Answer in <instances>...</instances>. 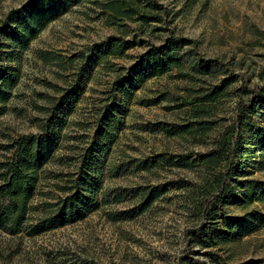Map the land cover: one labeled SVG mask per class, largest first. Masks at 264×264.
Segmentation results:
<instances>
[{
    "label": "rangeland",
    "instance_id": "374dc122",
    "mask_svg": "<svg viewBox=\"0 0 264 264\" xmlns=\"http://www.w3.org/2000/svg\"><path fill=\"white\" fill-rule=\"evenodd\" d=\"M26 1L0 0V20ZM105 1L80 0L23 48L0 28V75L15 78L0 115V159L9 156L14 138L39 131L64 88L73 84L75 91L60 106L61 144L42 169L30 223L63 195L66 175L76 176L96 112L120 100L125 105L114 143L94 162L99 192L87 215L35 235L0 228V264H179L184 254L204 264L264 262V227L209 249L188 241L187 230L199 220L187 189L177 182H201L220 167L179 168L157 161L140 169L159 153L210 150L250 103L249 119L237 125L243 142L234 157L244 174L231 181L225 209L234 216L264 213V198L245 204L240 188L245 179L264 180V150L256 151L258 135L264 137V0H156L163 7L151 13L158 14L156 21L147 23L110 17ZM171 34L190 40L177 51L180 65L140 83V75L152 72L148 63H138L140 55ZM109 39L124 48L103 55ZM93 43L100 44L90 49ZM124 88L133 89V97L127 101L121 93L114 100ZM208 94L211 100L204 97ZM147 185L165 192L136 214L135 189ZM117 194L120 200L114 201Z\"/></svg>",
    "mask_w": 264,
    "mask_h": 264
},
{
    "label": "trees",
    "instance_id": "16d2710c",
    "mask_svg": "<svg viewBox=\"0 0 264 264\" xmlns=\"http://www.w3.org/2000/svg\"><path fill=\"white\" fill-rule=\"evenodd\" d=\"M79 1L27 0L20 7L11 9L0 20V28L5 29L6 39L12 40L17 47L23 48L48 23ZM102 7L109 11L110 17L132 18L147 23L156 21L158 14L152 15L151 13L160 10L163 6L156 0H106ZM106 42L104 44H107V50L103 52V55L116 54L118 48H124L121 42L116 43L111 39ZM189 42V38L171 34L165 38L163 43L151 45L138 59L139 64L148 63L152 69L150 74L139 76L140 83L149 76L166 72L169 67H178L180 61L176 58L179 56L177 51ZM100 43H93L90 49ZM102 44L103 42L100 45ZM14 83L15 78L12 74L4 72L0 75V115L6 110V103L11 97L10 91ZM121 93L129 101L133 97L134 90L124 88L114 93V100H117ZM74 95L73 84L64 88L62 94L55 98L48 108V114L44 117L39 131L21 134L14 138L7 146L10 149L9 156L0 159V228L5 229L9 234L15 235L25 231L27 235H35L75 222L87 215L90 203L96 200L99 192V179L94 162L98 160V155L104 147L113 144L116 139L120 118L125 114V105L121 100L118 104H106L104 108H101L100 113L96 112L93 132L88 144L83 148L76 176L66 175L64 185L60 188L63 195L58 196V200L53 205H45L37 221L30 223L29 211L32 208L30 201L37 190L42 169L61 144V130L65 121L60 117V106L71 101ZM204 97L207 100L213 98L211 94ZM251 109L252 106L247 103L235 121L226 126L221 138L210 150L196 152L194 155L159 153L153 157V163H143L140 167L142 170L147 169L158 165L157 161L169 167L179 168L220 167L209 178L201 182L190 183L184 179H179L177 182L179 187L187 189L199 220L196 225L187 230L188 241H192L201 248L209 249L220 244L234 242L264 227V213L250 211L234 216L225 209V205L229 202L231 181L244 174L240 163H237L234 158L243 142L242 132L237 129V125L240 121L242 123L249 119ZM234 134H236L235 137H233ZM257 138L259 141L256 143V151L260 152L264 150V137L258 135ZM240 188L245 204H251L264 198V180L245 179L240 182ZM164 192L165 190L149 185L137 187L134 196L138 202L133 212L139 214L146 211ZM120 195L117 194L114 201H119ZM106 196L107 194L104 193L102 201H106ZM110 215L114 216V214ZM205 253L216 254L210 251ZM179 264L204 263L200 258L184 254ZM242 264H264V262L256 260Z\"/></svg>",
    "mask_w": 264,
    "mask_h": 264
}]
</instances>
